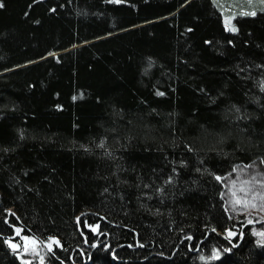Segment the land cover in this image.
Listing matches in <instances>:
<instances>
[{"label":"trees","instance_id":"1","mask_svg":"<svg viewBox=\"0 0 264 264\" xmlns=\"http://www.w3.org/2000/svg\"><path fill=\"white\" fill-rule=\"evenodd\" d=\"M108 1L0 0V264L21 233L60 242L33 264H264L219 180L264 171V3L120 0L155 20L100 38L74 5Z\"/></svg>","mask_w":264,"mask_h":264},{"label":"rangeland","instance_id":"2","mask_svg":"<svg viewBox=\"0 0 264 264\" xmlns=\"http://www.w3.org/2000/svg\"><path fill=\"white\" fill-rule=\"evenodd\" d=\"M182 1L183 0H179L176 4L174 3L165 6L167 8L161 10L166 13L158 17L165 18L169 15H172L176 9H171L180 5ZM108 2L109 3L100 4L92 3L89 5L79 3L74 5L76 9H82L84 11L86 10L87 16L85 20L91 24L92 28L94 27L93 32H95V34H97L100 38L155 20L135 19L137 16L132 17V15L127 11L128 9L124 6H121L122 3L120 0H111ZM215 2L217 3L218 0H215ZM235 3V6L237 5V7H240L239 11L241 14L251 15L256 13L257 7L260 3L263 4L264 0H237ZM241 4H246L250 7H242ZM220 7L224 12L226 26L231 32H236L237 28L233 17L235 14H237L236 11H238L239 8L234 10L222 2ZM112 10H114V12H112ZM105 12L107 14L112 13L111 16H113V19H115L114 25H122L128 21H131L132 23L123 25V27L119 28L111 27V30L109 28L100 30L101 28H99L97 25V23H99L98 19L95 18L103 16V14L105 15ZM105 16L110 17L109 15ZM219 180L223 183V198L228 212L236 219L240 218L241 216H245V220H248V222L254 225L256 234L258 235L259 239L264 242V171L257 165H243L236 168L232 174L226 175ZM93 229L95 231L98 228L93 227ZM8 245L12 250L17 251L18 256L25 264H33V261L37 258L41 262L44 261L43 254L47 251V248L53 249L56 245L60 246V242L57 238H51L46 248L37 239L23 235L21 233V242L9 241Z\"/></svg>","mask_w":264,"mask_h":264},{"label":"water","instance_id":"3","mask_svg":"<svg viewBox=\"0 0 264 264\" xmlns=\"http://www.w3.org/2000/svg\"><path fill=\"white\" fill-rule=\"evenodd\" d=\"M18 231V230H17ZM19 232V231H18Z\"/></svg>","mask_w":264,"mask_h":264}]
</instances>
